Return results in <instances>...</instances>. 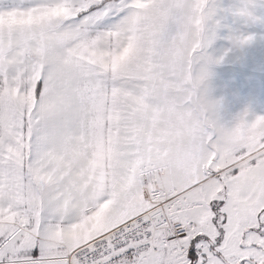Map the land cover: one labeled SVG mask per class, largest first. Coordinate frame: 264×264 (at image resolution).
I'll return each mask as SVG.
<instances>
[{"label": "snow or ice", "instance_id": "obj_1", "mask_svg": "<svg viewBox=\"0 0 264 264\" xmlns=\"http://www.w3.org/2000/svg\"><path fill=\"white\" fill-rule=\"evenodd\" d=\"M53 8L0 24V264H264V115L225 117L205 83L264 44V0H0V19ZM243 62L254 84L264 51Z\"/></svg>", "mask_w": 264, "mask_h": 264}, {"label": "rangeland", "instance_id": "obj_2", "mask_svg": "<svg viewBox=\"0 0 264 264\" xmlns=\"http://www.w3.org/2000/svg\"><path fill=\"white\" fill-rule=\"evenodd\" d=\"M222 4L238 3L240 0H220ZM63 9L53 8L48 10L42 16L33 17L31 13L21 16L15 14L9 15L5 19H0V24L11 26H26L38 21L43 16H55L61 14ZM227 30L221 29L217 38L214 40L209 52L213 55H219L227 42L224 39ZM129 51V46L125 45L119 51L113 47L110 51L101 54L89 52L87 59L90 62H101L107 57L109 65L116 67L123 63ZM264 51V44L257 41L252 49L246 50L243 57L240 53L229 55L224 62L219 65H211L209 67L210 76L208 77L206 87L208 94L212 99H219L221 102V111L225 117L234 115L246 105L251 113L255 115H264V73H259L254 84L248 83V76L251 69L245 65L249 52ZM108 158V149L104 145H98L97 152L93 161V167L100 170L101 180L103 178V169ZM99 223V217L93 221V226Z\"/></svg>", "mask_w": 264, "mask_h": 264}, {"label": "clouds", "instance_id": "obj_3", "mask_svg": "<svg viewBox=\"0 0 264 264\" xmlns=\"http://www.w3.org/2000/svg\"><path fill=\"white\" fill-rule=\"evenodd\" d=\"M126 45L129 46V51H128V54H127V56L125 57L123 63H124V62H127L128 60H130V59L132 58L133 54H134V51H135L133 45H131V44H126Z\"/></svg>", "mask_w": 264, "mask_h": 264}, {"label": "crops", "instance_id": "obj_4", "mask_svg": "<svg viewBox=\"0 0 264 264\" xmlns=\"http://www.w3.org/2000/svg\"><path fill=\"white\" fill-rule=\"evenodd\" d=\"M105 165H106V163H105ZM105 167V166H104Z\"/></svg>", "mask_w": 264, "mask_h": 264}]
</instances>
